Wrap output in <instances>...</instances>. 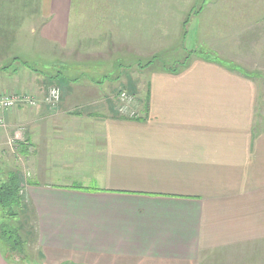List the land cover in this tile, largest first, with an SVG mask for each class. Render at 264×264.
Masks as SVG:
<instances>
[{"label": "crops", "instance_id": "obj_1", "mask_svg": "<svg viewBox=\"0 0 264 264\" xmlns=\"http://www.w3.org/2000/svg\"><path fill=\"white\" fill-rule=\"evenodd\" d=\"M215 3L189 62L152 71L144 118L115 117L105 82L82 75L61 78L57 113L27 119L25 165L41 169V181L29 171L26 191L39 264H264V46L253 50L264 41V0ZM110 4L104 23L74 22V32L85 23L102 36L98 52L74 50L67 62L54 52L69 43L73 0L0 1L1 92L20 79L19 59L60 77L108 64L106 36L120 19ZM245 56L243 72L230 60ZM32 73L24 91L41 100L46 80ZM1 250L0 264H21Z\"/></svg>", "mask_w": 264, "mask_h": 264}, {"label": "rangeland", "instance_id": "obj_2", "mask_svg": "<svg viewBox=\"0 0 264 264\" xmlns=\"http://www.w3.org/2000/svg\"><path fill=\"white\" fill-rule=\"evenodd\" d=\"M207 1L209 0H73V25L69 43L66 48L63 47L64 51L59 49L54 52V56L61 61L72 62L74 58L71 54H73L74 50L76 53L83 55V57L89 55L92 51L97 53L96 48L99 47L100 41L102 43V36L100 34L94 36V33H90L89 25L85 23H81L78 31L74 32V22L79 16L87 19L92 16L95 24L101 23L104 20L100 21V18L105 17L107 11L105 6L114 2V7H116L113 9L115 17L120 19L118 21L115 20L114 25L110 28L112 35L106 36L109 38L106 40L108 41L107 45H109V49L106 51L109 57H104L101 60V62L108 61L109 63L95 64L96 68L94 71L97 70L96 73H61L60 77L56 70L43 64L39 65L37 60L32 59L34 63L30 60H18L17 66L12 70L14 72L18 71L19 69L16 70L17 67L22 70L23 73L20 74V79L14 82V85L8 84L6 91L1 92L2 89H0V94L12 96L17 101L21 100L15 109L0 115V120L2 121L0 126H4L0 127V186L7 181L9 174H17L20 182L19 193L24 198V204L30 209L32 220L31 222L29 221L28 226L22 232L23 237L26 240L28 239L29 244L24 253L25 257L22 258L19 254L13 252L14 249L8 247L0 237L1 252H6L7 256L21 264L41 263L40 251L36 241L31 240V236L28 237L25 232L31 233V227H35L32 208L26 196L27 186L30 185L31 181L29 171L32 172L34 181H41L40 167L31 165L29 170L25 165L29 147L27 138L30 133L27 128V119L41 112L57 113L65 95V88L60 85L61 78L78 80L82 75H88L89 77L86 79L89 80L90 78V81L94 83L105 82L107 85L105 98L106 101H110L114 105L113 114L115 117L137 118L141 116L144 118L145 115L143 114L147 112L148 80L152 71L162 67L163 69L177 68L180 65L187 64L194 54V36L199 33V30L200 34H202V29L207 27L206 22L210 17H214L209 20L210 23L215 22L217 19V3L207 5ZM111 4L110 6H112ZM30 17L32 16L29 13V9L22 12V21ZM195 18L196 20H194ZM25 30L23 28L20 32L23 37L27 36ZM200 38L203 37L200 36ZM257 43L258 45H256ZM24 44L25 42L23 41ZM242 45L244 46L245 42H242ZM261 46H264V41L254 42V53L256 49L263 48ZM20 48L22 51L26 49V47L22 46ZM218 53L224 59L229 58L220 51ZM212 56L217 57L214 54ZM247 57H243L240 61L238 58L231 57L230 61L237 63L244 72L249 69ZM20 58H26V55H22ZM24 65H29L31 68ZM11 67L5 69L9 70ZM59 69L66 70L67 68L59 67ZM84 70L92 72L89 68ZM33 71L39 74L41 80L43 78L41 76H44L46 80V86L41 85L42 88H40L41 96H43V91H46L44 98H41V100L31 95L30 90L24 91L27 85H36L35 77L32 76ZM25 72H28L31 77L25 76ZM11 88L16 91H9ZM54 89L60 94V102L48 104L47 99L51 90ZM124 94L126 99L122 98ZM26 99L35 101L36 106H28L25 101H22ZM119 103L128 106V111L122 112V107L119 106ZM81 110L84 111L83 109ZM123 110L126 109L123 108ZM86 111L90 112L89 110ZM77 112L78 110L70 114H76ZM68 140H72V138H68ZM4 221V217L0 213V225Z\"/></svg>", "mask_w": 264, "mask_h": 264}, {"label": "trees", "instance_id": "obj_3", "mask_svg": "<svg viewBox=\"0 0 264 264\" xmlns=\"http://www.w3.org/2000/svg\"><path fill=\"white\" fill-rule=\"evenodd\" d=\"M19 192L20 182L18 176L15 173H11L7 181L0 186V213L5 220L0 225V237L8 247L14 249L13 252L24 258L25 250L29 244L28 239L26 240L23 237L22 232L32 219L30 217V209L24 204V198ZM31 230V233L25 232L35 242L37 239L36 226L31 227Z\"/></svg>", "mask_w": 264, "mask_h": 264}, {"label": "built area", "instance_id": "obj_4", "mask_svg": "<svg viewBox=\"0 0 264 264\" xmlns=\"http://www.w3.org/2000/svg\"><path fill=\"white\" fill-rule=\"evenodd\" d=\"M122 98L126 99V95L124 94L122 96ZM27 99L26 100H22V101H25L28 106H32V107L36 106V102L35 101H30V100H27ZM20 101L19 100L17 101V99H15L12 96H9V95H6V94H0V115L2 113L10 112L13 109H15L17 104ZM47 101L49 102L48 104H55V103L60 102V94H59V92L57 90H55V89L51 90ZM119 106L122 107L121 108L122 112L128 111V108H129L128 106H124L121 103H119ZM123 108L126 109V110H123ZM129 110H131V109H129ZM1 124H2V121L0 120V125ZM0 127H4V126H0Z\"/></svg>", "mask_w": 264, "mask_h": 264}]
</instances>
